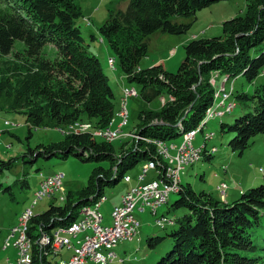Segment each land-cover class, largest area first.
Wrapping results in <instances>:
<instances>
[{"label": "trees", "instance_id": "obj_1", "mask_svg": "<svg viewBox=\"0 0 264 264\" xmlns=\"http://www.w3.org/2000/svg\"><path fill=\"white\" fill-rule=\"evenodd\" d=\"M219 1L223 0H127L124 10L111 12L98 27L116 69L132 86L121 90V109H126L128 97L139 95L146 103L160 98L157 107L138 110L128 132L123 130L128 124L126 113L120 127L123 134L107 141L95 131L119 128L124 118L119 115L121 120H115L116 95L77 22L82 17L77 0H0V111L23 115L29 132L40 127L61 131L60 139L29 148L22 161L65 159L75 153L82 161L110 162L106 169L99 166L91 171L87 185L76 191L77 198L66 191L62 202H51L45 211L34 214L28 235L34 234L30 236L35 239L43 232L51 239L56 228L75 222L82 208L102 197L107 200L104 187H115L127 175L131 182L128 170L139 164L141 169L149 161L166 165L158 153L159 141L169 144L171 138L196 128L203 132L200 127L215 117L221 119L219 132L230 135L227 145L233 151L241 153L254 135L264 133V81L250 92L232 89L237 76L252 83L264 75V0H245L242 15L223 21L222 36L193 37L185 43V56L176 71L165 70L162 63L141 65L149 35L186 33L197 20L196 12ZM178 16L186 20L176 21ZM17 40L22 47L7 57ZM222 78L224 90L231 93L228 100L239 102L245 110L232 121L222 118L232 115L236 103L230 112L206 118L209 108L219 104L222 92L221 83L219 88L217 84ZM126 88L135 94L125 96ZM86 123L89 126L82 130L80 124ZM210 136L214 133L207 134L198 147L199 157L206 160L216 152L215 146L207 145ZM13 165L0 159V175ZM21 183L28 185L25 178ZM0 191L12 195L11 186H3L1 180ZM177 191H170L178 194L171 208L185 211L174 218L166 215L168 225L155 224L163 230L177 224L166 233L171 244L155 264H264V184L241 191L230 202L196 192L181 181ZM163 238L148 237L146 244L151 249ZM43 250L33 255V264H55L57 259L45 252L47 246Z\"/></svg>", "mask_w": 264, "mask_h": 264}, {"label": "rangeland", "instance_id": "obj_2", "mask_svg": "<svg viewBox=\"0 0 264 264\" xmlns=\"http://www.w3.org/2000/svg\"><path fill=\"white\" fill-rule=\"evenodd\" d=\"M77 2L82 10V17L78 19L77 22L80 25L86 42L89 43V51L97 54L102 63V67L109 76V83L116 95L115 120L119 121L121 120L119 115H122L121 98L124 97L121 91L122 85L125 87L132 86L127 84L123 79H120V73L116 69V62L114 60V68L110 67L113 56L106 41L100 36L98 27L108 18L111 12L124 10L127 5V0H77ZM245 4V0L219 1L196 12L197 20L186 33L174 35L157 31L149 35L147 39V55L142 59L141 65L143 67H149L157 63H162L165 70L170 72L176 71L185 56L183 49L185 43L193 37L211 38L222 36L223 21L235 15H242L245 11ZM175 20L184 22L186 19L178 16ZM92 35H94L95 39L92 38ZM21 47V42L19 40L15 41L12 51L7 57H12L14 52ZM171 49H175L173 54L169 53ZM233 79V77L230 78L229 82L226 84L227 88H229V83ZM222 81L223 78L218 81L217 88H219ZM263 81L264 75H259L252 83L247 82L243 76H237L234 79L232 89L234 92L242 89L250 92L253 90L254 86L261 84ZM223 91L224 95L226 91L224 89ZM227 98L229 99V97ZM227 98L223 97V104H229L231 102ZM231 98L233 99L234 97ZM159 99L160 98H156L152 102L146 103L139 95L128 97L126 102L128 124L123 130L125 132L132 131V126L136 121L138 110L157 107ZM235 103L236 106L232 115L223 117V121H232L235 116L245 111L239 102L235 101ZM218 105L221 106V101H219V104L215 107L209 108L210 110L207 115L220 116L216 115L221 112V109H217L219 107ZM223 110L228 109L223 105ZM226 112L230 111H222L223 114ZM219 121H221L220 117L211 119L203 132L197 133L192 143L195 148H198V146L203 144L207 134L214 133V136L209 139L207 144L209 148L212 146L218 148H213L216 150V152H213V157L210 160H206L204 157L200 156L201 158L199 157L195 161L196 163L193 162L194 164L185 165L180 174V181L184 184L189 183L196 192L204 191L211 193L214 197L223 201L224 199L221 198V192L220 189H217V186L220 182L224 181L226 183V187L224 188L225 202H230L236 199L241 191L264 184V133L254 135L250 139L249 146L240 153L228 147L227 140L230 135L227 133L221 134L219 132ZM28 129L29 127L25 123L23 115L16 112L0 111V159L3 161L11 160L12 163H14L11 169L4 170L0 175L3 186L10 185L12 192V195H10L7 191H0V264H5L7 258L10 260L14 257V254L11 256L12 249L14 251L12 245L8 246L6 250L1 248L3 243L2 237L6 235L7 229L17 222V218L21 212L31 205L34 192L42 179L41 175L47 176L54 173H62L63 187L66 191H71L75 194L76 191L87 185L89 175L95 167L101 166L106 169L110 165L108 160L100 162L94 160L82 161L74 155L75 153L68 154L65 159L56 156H52L49 159L40 157L31 163H24L22 157L27 156L29 148L34 149L38 145L48 144L61 138V131L59 129L43 127L30 128V132ZM196 129L199 131V128ZM186 133L184 134L186 135ZM128 134L132 135L133 133H126L125 135L129 136ZM120 135L121 134H118L112 139L106 135L102 138L107 141H112L116 140ZM185 135H183V137ZM181 140V135L173 137L169 140V145L171 142L179 144ZM114 143L116 144L117 141ZM223 166H226L225 170ZM139 171L140 164L127 171V174L131 176V183H125L123 180H120L115 187H104L103 194L107 197V200L104 203L103 201L105 198L101 200L103 204L100 210L105 216V224L110 223L109 212L112 206L120 204L121 197L128 190L129 186L138 183L137 175ZM152 176L153 172H148L145 181L152 179ZM23 178H25L28 184L27 186L21 183ZM55 195L59 194L56 193ZM77 197L78 195L75 194L74 198ZM57 198L58 197L53 200L45 197L38 200L33 208V215L45 211L51 202L57 203ZM177 198V193L170 192L168 202L158 208L157 214H165L171 218L182 215L185 211L184 208H171L172 203ZM59 199V202L63 201L61 197H59ZM136 207L139 208L140 203L137 204ZM150 211L148 207H145L142 212H137L135 210V215L140 222L138 234L132 241H119L115 247L111 249L115 252L116 257L108 264H155L156 260L160 258L161 253L167 250L171 241L169 237L166 236V233L176 228L177 224L175 222L165 230L160 229L154 225V216ZM11 221L13 224L9 225ZM154 235L163 236L164 238L150 249L146 244V240L148 237ZM78 237L81 238L82 234H79ZM69 254L70 252L68 250L62 251L64 258H67ZM33 255L34 253L32 256ZM121 258L123 260H120ZM85 264L96 263L87 260Z\"/></svg>", "mask_w": 264, "mask_h": 264}, {"label": "built area", "instance_id": "obj_3", "mask_svg": "<svg viewBox=\"0 0 264 264\" xmlns=\"http://www.w3.org/2000/svg\"><path fill=\"white\" fill-rule=\"evenodd\" d=\"M212 83L214 82L211 79ZM223 88L222 84L220 91L222 92L221 99V113L223 110ZM125 96L135 94L133 89H124ZM218 96V93H216ZM232 109V103H231ZM126 109L122 108V117L126 116ZM217 113L216 115H221ZM213 116L207 115L206 118ZM124 123V120L120 125ZM204 122L201 124L203 125ZM200 125V126H201ZM194 129L192 134L183 137L180 145L167 144L160 142V147H164V154H159L166 160V165H160L159 162L144 163L138 175V183L131 185L129 189L122 195L121 203L114 205L110 213V223H104V217L100 211L101 200L91 206L82 208L78 222L70 224L67 227H58L54 231L55 247L50 249L48 254H51L57 259L55 264H84L87 260H91L96 264H101L102 247L111 244H117L121 240L132 241L137 233L139 222L135 215V210H129V202L133 200L141 201V208L148 207L152 213L156 208L165 204L168 201L170 191L174 188L178 174L182 171V166L188 161H193L197 150H192V143L194 140ZM113 132H117V128H110L106 134L113 137ZM150 170L155 172L156 176H160V183H151V180L144 181L143 177ZM42 186L38 187L34 192V198L29 207L25 208L17 219V223L12 225L4 238L3 249L8 243V235H19V242L14 243V257L13 259L7 258L5 264H33L32 257H30L29 246L30 243L21 234V223L24 219H28L33 213V208L38 200L43 198H50L55 200L56 197H65L66 192L62 185V173H54L52 175L43 176ZM125 182H130V178ZM51 184L59 185V195H52ZM225 183L219 185V188L224 191ZM170 220L166 216H156L154 224H167ZM42 241H43V232ZM82 234L79 238L78 235ZM63 250L70 252L67 258L62 255ZM42 253V251H41ZM59 256V258H58ZM41 258V257H40ZM112 261V254H111ZM39 264H42L39 263Z\"/></svg>", "mask_w": 264, "mask_h": 264}, {"label": "bare ground", "instance_id": "obj_4", "mask_svg": "<svg viewBox=\"0 0 264 264\" xmlns=\"http://www.w3.org/2000/svg\"><path fill=\"white\" fill-rule=\"evenodd\" d=\"M224 89V88H223ZM231 92V91H230ZM223 93H224V91H223ZM229 94H231V93H226L225 92V94H224V97L225 98H227V97H229L228 95ZM228 99V98H227ZM225 100V99H224ZM231 103L232 102H230L229 104H223L224 106H225V108L226 109H228V110H232L231 109ZM219 106V105H218ZM233 106H234V104L232 103V108H233ZM219 107H221V106H219ZM217 108V107H216ZM218 109V108H217ZM216 111V110H215ZM219 111V110H218ZM221 111V110H220ZM122 112V111H121ZM221 113V112H220ZM122 114V113H121ZM215 114V113H214ZM221 115H223V113H221ZM220 115V116H221ZM125 122H126V116H124V123H122L121 125L122 126H124L123 124H125ZM127 124V123H126ZM121 125L119 126V128H117V132H113V137H111L110 135H106V136H108V137H110V139H112V138H114V137H116L118 134H122V132H121V129H120V127H121ZM89 126V124H80V128L82 129V130H85L87 127ZM78 127V126H77ZM111 127H108V129L106 128L105 130L104 129H101V130H103V131H100V130H98V131H95V134L96 135H99V134H106L108 131H109V129H110ZM91 129V128H90ZM77 130H79V129H77ZM99 132V133H98ZM102 132V133H101ZM193 133V131H188V133H186V135L184 136V137H187V135H189V134H192ZM195 134H196V131H195ZM195 134H194V137H195ZM129 136H130V134H128ZM133 135V134H132ZM131 135V136H132ZM100 136H103L104 137V135H100ZM132 137H135V135H133ZM106 138V137H105ZM109 139V138H108ZM118 139V138H117ZM158 145V153L159 154H164V147H160V143H158L157 144ZM192 150H197V152L198 153H196V155H195V158H194V160L193 161H195L197 158H199V154H200V149L199 148H195L194 146H193V144H192ZM193 161H188V162H186V163H184L183 164V166H182V171H183V168H184V166L185 165H188V164H190L191 162H193ZM154 161H149L148 163H153ZM193 164V163H192ZM181 171V172H182ZM181 172L178 174V177H177V180H176V183H175V185H174V188L171 190V191H176V192H178L177 190H178V184H179V182H180V174H181ZM129 177H128V175L126 176V178H125V180L126 179H128ZM125 180H124V182H125ZM151 183H160V177L159 176H156L155 177V179H153V180H151ZM42 186V179H41V181L39 182V186L38 187H41ZM51 193H52V195H55L56 193H58L59 194V185L58 184H51ZM64 198L65 197H61V200H64ZM57 200H58V202L60 201V199H59V197L57 198ZM106 201V200H105ZM104 203V202H103ZM102 202H101V205L103 204ZM137 203L139 204V203H141V201L140 200H133V201H130L129 202V210H134L135 208H136V205H137ZM139 208H141V207H139ZM81 211H82V209H81ZM80 211V212H81ZM80 212H79V214H80ZM32 216H33V213L31 214V216L28 218V219H24L23 221H22V223H21V234H22V237L23 238H25L26 239V242H29L30 243V246H29V253H30V257L32 256V254L34 253H36L35 255H38V249L40 250V253H41V251H44L43 249L47 246V250H45V252H49L50 251V249H53L54 247H55V239H54V232H53V236H52V238L50 239L49 238V236L48 235H46V234H44L43 233V241H42V234L41 235H39L37 238L35 237V239L32 237L33 235L32 234H30V235H32V236H30V235H28V231H29V228H28V222H29V220L32 218ZM79 219V218H78ZM78 219L75 221V222H73L72 224H75V223H77L78 222ZM159 225H162V224H159ZM38 235V234H37ZM33 238V239H32ZM19 242V235H8V243L6 244V246H5V249H7V247L8 246H10V245H12V248H14V243H18ZM49 244V245H48ZM115 245L116 244H111V245H108V246H103L102 247V254H103V256L101 257V264H108L109 262H111V254H112V260L113 259H115V257H116V254H115V252L113 251V250H111V249H113L114 247H115ZM103 250H104V252H103ZM107 252H106V251ZM33 256H32V263H33Z\"/></svg>", "mask_w": 264, "mask_h": 264}, {"label": "crops", "instance_id": "obj_5", "mask_svg": "<svg viewBox=\"0 0 264 264\" xmlns=\"http://www.w3.org/2000/svg\"><path fill=\"white\" fill-rule=\"evenodd\" d=\"M175 52V49H171L170 51H169V53L170 54H173ZM157 64H159V63H157ZM120 79H123V77L120 75ZM124 87V85H122V88ZM11 224H13L12 223V221L11 222H9V225H11ZM3 233V232H2ZM4 235V234H3ZM2 235V236H3ZM4 237H5V235H4ZM4 237H2V240L4 239ZM2 248V247H1ZM14 254V251L12 250V252H11V256Z\"/></svg>", "mask_w": 264, "mask_h": 264}]
</instances>
